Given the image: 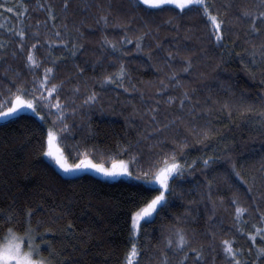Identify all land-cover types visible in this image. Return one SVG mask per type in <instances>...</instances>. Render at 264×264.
<instances>
[{"label":"trees","instance_id":"trees-1","mask_svg":"<svg viewBox=\"0 0 264 264\" xmlns=\"http://www.w3.org/2000/svg\"><path fill=\"white\" fill-rule=\"evenodd\" d=\"M39 2L52 5L56 28H52L53 21L46 20V10L37 9V0H24L28 12L20 19L28 26L26 46L33 42V30L37 28L42 41L52 38L57 30L70 41L68 49L59 45L52 48L53 58L61 57L52 83L64 81L59 94L68 105L64 122L71 127L60 147L69 155L70 162H74L78 148L82 151L85 145L94 146L98 153H114L120 147H128L147 160L150 151L170 149L174 146L173 138L183 137H187L190 145L185 154L189 162L205 155L221 157L208 168L201 161L191 175L173 181L174 194L169 204L142 226L140 264H159V250L174 226L186 230L193 246H207L209 228L220 229L218 239L235 235V246L244 250L241 259L246 258L251 264L256 258L255 247L246 233L255 230L256 205L264 211V116L261 115L264 58L254 57L250 52L253 45L264 43V24H258L260 33L254 34L247 22H239L236 17L242 9H256L259 0H208L212 10L226 21V38L220 44L208 39L205 24L196 12L176 16L168 8L145 10L137 6L136 0H68L67 8L64 0ZM0 3L14 6L17 0H0ZM102 15H107V25L100 20ZM170 16L173 18L168 22ZM36 20L41 24L37 25ZM17 21L15 8L12 13L0 9V23L4 24L0 27V42L6 44L0 49V101L5 99L9 88L15 91L16 83L31 81L33 75L24 64L23 54L12 55L17 41L7 28L19 26ZM62 25L67 26V31ZM141 33H146L143 51L135 50L134 40L115 52L103 45L105 36L119 42L121 36L133 39ZM72 42L83 46L76 55L69 51ZM177 46L180 55L175 60L167 59L168 51H175ZM36 52L38 58L45 59L43 66H50L49 49L42 44ZM183 56L192 59V69L187 73L181 71ZM121 59L129 69L130 79L125 80V85L130 90L125 92L115 84L101 86L102 76L114 72ZM80 68L84 69L82 73ZM172 71L182 82L180 86H175V80H168ZM161 80L173 86L158 93ZM132 85L135 90H131ZM185 88L192 96L187 106L198 101V111L204 110L192 122L198 127L214 129L207 147L195 143L196 137L187 122L178 121L159 132L151 130L159 126L150 124V114L146 111L154 105L158 106L155 115L160 123H167L175 115L191 119L187 112L181 113L178 100L171 105L167 103L169 96L178 97ZM93 90L98 93L96 102L83 104ZM225 103L228 107H223ZM72 108L76 109L75 113ZM52 119L47 117L45 123L33 113L23 112L0 121V213L11 212L22 223L27 208L41 209L32 218L33 224L40 220L41 232L44 228L53 229L45 234V239L50 241V249L59 253L55 257L57 264H121L131 243L129 213L139 194L151 186L128 177L109 181L87 172L75 176L61 174L40 149L42 136L46 135ZM226 155L239 159V170L247 184L234 175H225L229 169L223 159ZM151 194L144 192L146 196ZM234 194L248 208L243 214L244 233L235 231V205L231 203ZM65 209L70 214L57 218ZM69 220L74 228L66 232ZM5 227L0 221V235ZM257 227L264 224L257 223ZM260 242L261 238L257 237V243ZM179 255L169 250L170 264H176ZM208 264H212L211 253ZM215 264H224L222 256L217 255Z\"/></svg>","mask_w":264,"mask_h":264},{"label":"snow or ice","instance_id":"snow-or-ice-1","mask_svg":"<svg viewBox=\"0 0 264 264\" xmlns=\"http://www.w3.org/2000/svg\"><path fill=\"white\" fill-rule=\"evenodd\" d=\"M138 7H144L145 10L164 11L165 8L171 10L176 16H182L186 13L196 12L203 20L205 28L207 29L208 39L214 40L217 44L225 40L224 26L226 21L219 12H214L208 0H136ZM68 0H64V7L67 8ZM37 9H45L47 16L46 20L53 21L52 28H56V15L51 4L40 3L37 0ZM8 13H12L14 8L17 10L19 26H12L7 28V32L12 34L16 39V50L12 51V55L16 56L18 52L24 56V64L30 72L33 73L31 81L24 80L15 84V91L11 88L7 90V96L3 101H0V119H7L14 117L16 114L22 113L25 110H30L41 121L48 123L47 117H53L51 123L47 127L46 135L42 136L40 149L43 156L49 158L52 163L65 174L82 172L84 170H92L105 177H124L127 176L131 180L140 182L143 185L155 186L144 189V192L152 193L150 196L144 195V192L139 194V199L134 205V209L130 211V246L121 259V264H140V257L143 249L141 247L140 234L144 223L149 222L150 219L155 218L170 202V196L174 194V184L177 178H182L185 175H191L193 169L198 163H203L204 168L216 163L221 157L205 155L197 157L189 162L185 158L186 151L190 145L187 137L180 139L173 138L170 149L163 147L155 152L149 153L147 160L143 159L138 152L131 151L128 147H120L116 152H97L95 147L83 146V150H78L73 157L74 162H69V155H67L60 147V143L64 138L65 133L71 131L69 124L65 123V112L67 110L66 101L60 96V90L63 87L64 81L52 83L55 78V68L60 56L53 58L52 48L59 45L68 49L70 41L62 36L61 31L57 30L53 33L52 38H45L42 41L38 28L33 30V42L27 44L28 41V26L23 23V18L28 12V5L24 0H17L16 5L9 6L0 3V9H5ZM179 10V11H176ZM173 17H169L168 22H171ZM100 20L107 25V15H102ZM239 22H247L251 33L259 34L260 28L258 24H264V0H259L256 9H242L236 17ZM99 23V21H97ZM36 24L40 25L41 21L36 20ZM4 24L0 23V27ZM119 27H126L125 25H117ZM61 27L67 31V26ZM78 31V30H77ZM146 33H141L133 39H129L127 35L121 36L120 41L109 39L107 36L103 37V45L110 47L114 52L118 48H122L123 44H131L135 41V50L143 51V41ZM122 42V43H120ZM45 45L48 49V61L50 66H43L45 64L44 58H38L36 49L40 45ZM159 46V45H158ZM6 47V44L0 42V49ZM82 45H77L72 42V48L69 49L71 55H76L77 51L82 48ZM127 53H125L126 55ZM63 55V54H61ZM179 47L175 51H168L167 59L175 60L179 56ZM250 55L264 58V43L260 45H253ZM149 59L152 58V50L148 51ZM184 66L181 71L187 73L192 69L191 56H183ZM119 67L114 72L106 73L100 79L101 86L115 84L118 88L124 89L125 92L130 89L125 85V80L130 79L128 76L129 69L126 63L121 59L118 61ZM43 66V67H42ZM42 68V73L40 69ZM83 72L84 69H78ZM168 80H175V86H180L181 81L177 78V73L172 71ZM30 84V87H29ZM50 85V86H49ZM173 86L171 83L166 84L164 80L160 81V87L156 91L162 92L164 89ZM135 90V85L132 89ZM79 86L75 88V92H79ZM47 93V95H45ZM98 99V93L93 90L83 101V104L95 103ZM178 100V107L181 113L187 112V116L191 119H186L184 115H175L167 123H160L155 113L158 112V106L147 109L150 114V124L155 123L159 126L152 128L153 132L166 130L170 125L176 122H187L191 126V133L196 137V144H203L207 147L208 142L214 129L210 126L198 127L194 121L199 114L204 110L199 109V102L187 106L192 100L190 91L185 88L183 92L177 96H169L167 103L171 105ZM159 101H157L158 105ZM223 107H228L225 103ZM55 110V112H53ZM251 110V109H248ZM76 109L72 108L75 113ZM264 116V111L261 112ZM210 125V122H209ZM163 143V141H158ZM126 157V158H125ZM99 159V162H97ZM224 162L229 165V169L225 175H234L245 184L248 183L239 170L240 161L232 155L223 157ZM264 167V166H262ZM212 181H208L209 186ZM251 187L248 188L250 192ZM211 192H209V197ZM223 203V197L220 198ZM231 203L235 205L234 209V225L237 233H244L245 228L242 226L243 214L248 212V208L240 204L239 198L234 194ZM215 207V202H213ZM39 208L29 207L24 212V219L21 223L16 221L13 213H0V221L7 225L4 229L3 235H0V264H57L55 259L59 253H54L50 249V241L45 239V234L52 232V228H44L40 231L41 221L37 220L33 224L32 218L36 215ZM256 213L258 219L253 224L254 231H247V237L252 241L255 247V259L251 264H258L264 262V227H257V223L264 224V211H261L260 206L256 205ZM68 210H63L59 217L69 215ZM180 218L177 217V220ZM212 220V217H209ZM74 225L71 220L65 227L66 232H71ZM220 229L209 228V242L207 246L200 244L199 246L192 245V239L188 236L185 229L181 227H173V232L165 237L164 246L159 250L160 258L159 264H170L169 250L173 254L179 253V259L176 264H208L209 253H211L212 264H215L217 255L222 256L224 264H248L247 259H241L244 256V250L235 246L236 236L230 238H219L217 233ZM257 237L261 238V242L257 243ZM44 251L48 254L44 255ZM252 248L248 249L251 253Z\"/></svg>","mask_w":264,"mask_h":264},{"label":"rangeland","instance_id":"rangeland-1","mask_svg":"<svg viewBox=\"0 0 264 264\" xmlns=\"http://www.w3.org/2000/svg\"><path fill=\"white\" fill-rule=\"evenodd\" d=\"M24 112H26V113H32L30 110H25ZM23 113V112H22ZM19 114V112L16 114V115H18ZM9 118H11V117H8L7 119H9ZM4 120H6V119H0V121H4ZM47 161H49L61 174H63V175H65V176H75V175H79V174H82V173H91V174H93V175H95V176H98V177H100V178H102V179H105V180H109V181H112V180H115V179H119V178H125V177H127V176H124V177H112V178H110V177H105V176H103V175H100V174H98V173H96L95 171H92V170H84V171H82V172H77V173H71V174H65V173H63L59 168H57L53 163H52V161H50L49 160V158H47V157H45V156H43ZM70 162V161H69ZM151 187H155V186H151ZM46 251H44V255H46V253H45Z\"/></svg>","mask_w":264,"mask_h":264}]
</instances>
